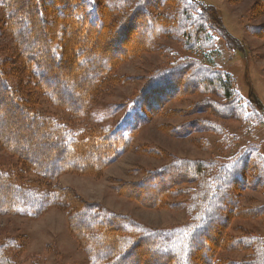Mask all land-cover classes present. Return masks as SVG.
<instances>
[{
    "label": "trees",
    "instance_id": "16d2710c",
    "mask_svg": "<svg viewBox=\"0 0 264 264\" xmlns=\"http://www.w3.org/2000/svg\"><path fill=\"white\" fill-rule=\"evenodd\" d=\"M152 1L156 5L154 10L174 1L180 10L174 16L155 15L148 12V1H137L136 6L127 9V0L117 4L110 1L101 4L98 0L4 2L9 10L7 30L19 44L20 55L31 68L32 76L36 77L35 85L78 120L89 116L95 96L104 91L114 68L132 55L152 51L159 37L176 32L187 39L186 48L191 50L210 47L214 33L223 36L211 10L198 0ZM51 11L53 14L48 13ZM112 14L116 18L110 22ZM182 24L185 28H180ZM53 27L60 28V37L54 34L57 30ZM140 28L142 32L138 31L135 39L132 36L131 44L129 33ZM182 64L180 61L177 67L160 68L150 75L141 92L127 104L132 113L115 127L80 130L64 128L30 110L0 67L2 115L9 119L10 106L24 117L34 118L29 127L38 135L23 139V134L18 133L21 137L13 143L7 140L0 125V141L24 161L25 173L34 174L39 180L26 184L19 177L0 171V213L26 212L36 216L52 206L66 210L72 234L85 248L90 264H195V260L198 264H222L209 258L215 240L221 238L226 225V215L216 209L225 190V209L231 212L235 207L231 189L246 180L243 176L249 167L257 165L252 160V148L219 167L216 163L174 159L169 165L148 172L141 182L132 184L130 195L149 205L155 206L175 193L191 196L187 202L189 223L163 230L148 229L96 204H87L69 190L50 185L65 174L100 176L130 148L135 133L147 121V112L157 110L163 101L191 88L210 94L218 92L224 97L225 103H215L208 110L214 116L252 119L228 74L198 63H193L191 69L190 64ZM69 69L73 74L66 73ZM158 95L162 101L154 105ZM211 125L204 122L202 131H209ZM34 141L42 149L35 153L28 149L31 157L21 147H32ZM178 177L185 178V183L196 184L197 188L176 191L174 184ZM152 201L155 202L150 204ZM260 212L263 216L264 210ZM257 213L247 211L246 214L257 216ZM238 242L253 248L251 260L231 264H264V243L259 238L247 237L228 243V247L235 248ZM14 249L9 244L0 245V264H14Z\"/></svg>",
    "mask_w": 264,
    "mask_h": 264
},
{
    "label": "rangeland",
    "instance_id": "374dc122",
    "mask_svg": "<svg viewBox=\"0 0 264 264\" xmlns=\"http://www.w3.org/2000/svg\"><path fill=\"white\" fill-rule=\"evenodd\" d=\"M4 1L0 0V67L4 76L30 110L64 128L115 127L132 113L127 104L141 92L150 75L160 68L177 67L180 61L181 64H190V69L193 63H198L202 67L221 70L233 79V87L248 114L252 115L250 121L214 116L208 110L215 103H225L224 97L218 92L210 94L191 88L178 97L163 101L157 110L147 112V121L135 133L130 148L100 176L65 174L51 181L50 185L69 190L87 204H96L148 229L163 230L189 223L191 215L187 202L191 196L180 191L194 190L197 185L185 183V178L178 177L174 189L180 193L166 196L154 206L130 195L132 184L141 182L148 172L159 170L174 159L216 163L215 166L219 167L252 148V160L257 161V165L249 167L243 176L246 180L231 189L235 200L232 201L235 204L233 210L225 209V189L219 198L216 211L221 209L226 215V225L209 254V258L220 260L222 264L251 260L253 248H246L241 242L235 248H229L228 243H237L247 237H257L264 243V215L260 212L264 210V0H198L211 10L223 36L214 33L210 47L191 50L186 48L187 39L176 32L159 37L152 51L132 55L114 68L110 80L104 84V91L95 96L89 116L78 120L54 104L44 90L35 85L36 77L32 76L31 68L20 55L19 44L7 30L9 10ZM98 1L101 4L105 1L120 3V0ZM127 1V9L136 6L137 1H148L146 8L155 15L174 16L180 10L176 1L162 3L158 10H154L156 5L153 6L152 0ZM48 13L53 14L52 11ZM115 18L112 14L109 21H115ZM180 28H185V24ZM54 29L57 30L53 31L54 34L60 37V28ZM138 31L142 32V29L129 33L131 44L132 36L135 39ZM66 73L73 74V70H66ZM160 99L158 95L154 105L161 102ZM8 108L11 111L6 119L2 115L4 109L0 107V125L7 140L16 143L21 137L18 133L23 134V139L37 138L36 132L29 127L32 121L35 122L34 118L24 117L13 107ZM204 122L212 124L209 131H202ZM32 143L34 146H22V150L26 153L32 149L31 152L35 153L42 149L38 141ZM28 154L32 157L30 152ZM25 167L24 161L9 152L0 141V171L19 177L22 183L38 182L37 176L25 173ZM247 211L260 213L251 216L246 214ZM2 244L15 248L14 264H90L85 248L72 234L66 210L56 206L36 216L26 212L0 213ZM194 263L198 264L197 260Z\"/></svg>",
    "mask_w": 264,
    "mask_h": 264
}]
</instances>
